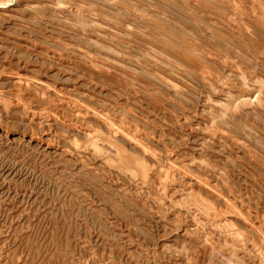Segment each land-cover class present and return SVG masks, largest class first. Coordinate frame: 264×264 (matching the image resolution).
<instances>
[{"label":"rangeland","instance_id":"1","mask_svg":"<svg viewBox=\"0 0 264 264\" xmlns=\"http://www.w3.org/2000/svg\"><path fill=\"white\" fill-rule=\"evenodd\" d=\"M0 264H264V0H0Z\"/></svg>","mask_w":264,"mask_h":264}]
</instances>
